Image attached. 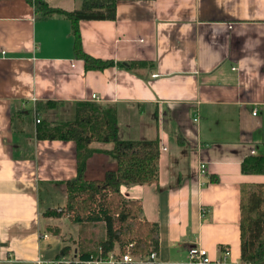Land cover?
I'll return each mask as SVG.
<instances>
[{"label": "crops", "instance_id": "1", "mask_svg": "<svg viewBox=\"0 0 264 264\" xmlns=\"http://www.w3.org/2000/svg\"><path fill=\"white\" fill-rule=\"evenodd\" d=\"M43 1L72 11L83 0ZM115 3L114 19L78 23L83 51L115 62L85 69L68 18L0 0V264L53 260L65 246V256L99 253L102 222L43 215L65 203L76 144L37 138L34 112L64 122L81 101L114 104L120 139L159 141L158 181L121 186L157 224L158 264H197L192 247L207 251L206 264H244L240 203L264 182L241 168L264 156V0ZM91 145L84 178L103 179L116 169L112 145Z\"/></svg>", "mask_w": 264, "mask_h": 264}, {"label": "trees", "instance_id": "2", "mask_svg": "<svg viewBox=\"0 0 264 264\" xmlns=\"http://www.w3.org/2000/svg\"><path fill=\"white\" fill-rule=\"evenodd\" d=\"M27 1L42 17L61 14L70 20L74 55L83 60L85 69H103L115 64L83 51L78 26L83 19H114L115 0H83L80 8L72 11L52 8L43 0ZM143 63L116 64L134 67ZM35 134L39 139L73 140L76 144L77 173L65 181V203L60 210H46L44 216H67L78 224L102 222L105 236L93 241L95 250L101 253L116 245L124 251L129 243H133L130 250L135 254L146 255L157 250V224L144 218L141 202L126 198L121 186L158 181V140L120 139L115 105L91 101L78 102L73 118L68 121L38 122ZM93 142L112 145L105 153L115 161L116 169L107 171L103 179L86 180V160L96 151ZM241 168L244 173L264 174V156L246 157ZM240 209V258L244 264H264V182L251 186L241 200ZM68 249L63 247L59 256L67 255ZM90 255L93 254L84 252L80 256Z\"/></svg>", "mask_w": 264, "mask_h": 264}, {"label": "built area", "instance_id": "3", "mask_svg": "<svg viewBox=\"0 0 264 264\" xmlns=\"http://www.w3.org/2000/svg\"><path fill=\"white\" fill-rule=\"evenodd\" d=\"M93 99H96V95H92ZM253 114H256V110L254 109ZM35 123L41 121V118L34 112ZM205 165L201 164L199 167V173L205 174ZM133 243H129L124 247V251L121 250L119 246H115L112 250L101 253L97 255H90L87 258H82L80 255H70V256H60L53 260H37V264H158L157 252L151 251L149 254L140 255L132 253L130 248ZM224 257L229 254V250L227 248L223 251ZM188 259L191 262H195L197 264H206L211 261L209 258L207 251L202 247H192L188 251Z\"/></svg>", "mask_w": 264, "mask_h": 264}]
</instances>
